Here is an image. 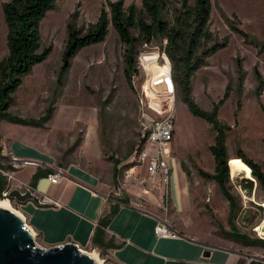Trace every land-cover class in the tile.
Returning <instances> with one entry per match:
<instances>
[{"label": "rangeland", "instance_id": "obj_1", "mask_svg": "<svg viewBox=\"0 0 264 264\" xmlns=\"http://www.w3.org/2000/svg\"><path fill=\"white\" fill-rule=\"evenodd\" d=\"M115 1L56 2L39 28L42 47H51V54L23 79L15 94V105L10 108V113L21 119L35 120L52 106L53 112L46 124L48 129L38 132L32 127L0 122V147L38 132L36 137L44 138L43 148L48 156L62 164L73 162L95 174L105 186L112 203L122 200L125 189L154 194L159 190L157 184L152 186L147 182V165L141 166L137 156L149 119L157 117L155 110L168 108L167 101H153L152 94H157L148 93L145 86L151 79L157 80V70L151 68L152 65H157L159 70L160 66L169 64L166 57L161 56L165 42L156 39L153 45L136 49V74L129 83L125 75V47L109 27L103 43L84 48L74 57L61 86L58 74L67 42V26L72 25L85 33L88 25L97 20L100 9L107 7V2ZM123 1L125 8L141 6V0ZM5 2L7 0H0V61L7 55V32L1 9ZM181 2L171 0L172 10L179 9ZM211 5L210 30L218 41L229 36V43L196 72L192 91L195 103L203 111L210 112L222 101L218 119L230 128L226 139L229 192L239 208L230 222L229 205L216 183L198 175V170L214 174L215 164L209 147L214 144L215 133L211 125L189 114L175 91L171 103L174 122L171 152L173 157L184 161L188 172L196 208L193 221L198 235L211 242L245 248L242 252L246 255L264 257L263 248L245 247L235 241V238L264 240L263 194L253 179L242 174L233 178L230 172V161L237 159L232 157L238 151L262 165L264 171V52H259L257 47V44H264V0H211ZM236 18L239 21L236 27L253 44H245L244 37L229 30L226 19ZM238 63L243 71L241 78ZM255 72L261 75V82ZM157 81L158 86H155L156 82L153 85L156 91L161 86V79ZM142 92L147 94V98ZM140 98H144L143 101ZM64 114L72 118L71 124L63 123ZM0 166L12 168L7 162ZM114 168L119 171L116 181L112 178ZM4 171L10 174L12 169ZM6 179L8 181L7 176ZM3 200L0 196V201ZM131 200L141 209L147 206L139 196H132ZM9 203L12 211L20 215L17 205ZM158 210V216H166L168 220L170 212L165 214L161 207ZM259 228L261 234L257 232ZM224 234H228L227 237L222 236Z\"/></svg>", "mask_w": 264, "mask_h": 264}, {"label": "trees", "instance_id": "obj_2", "mask_svg": "<svg viewBox=\"0 0 264 264\" xmlns=\"http://www.w3.org/2000/svg\"><path fill=\"white\" fill-rule=\"evenodd\" d=\"M57 1L61 0H7L1 6L7 32L5 39L7 55L0 61V122L40 128L51 118L52 106L37 120L21 119L10 114L9 110L15 104V94L22 85L23 79L51 54V47H42L39 28L41 21L54 9ZM211 9V0H182L177 10H172L171 0H141L140 8L134 5L125 8L123 0L107 2V7L100 9L97 20L88 25L85 33L76 30L72 25L67 26V42L62 55L58 82L61 86L72 60L81 50L105 41L109 27H112L120 43L125 47L124 57L127 65L125 75L129 83L131 77L136 74L134 68L136 49L151 46L156 39L164 41L161 56L164 55L170 64V76L176 94L189 114L211 125L215 133L214 144L209 147L215 164L214 174L198 170V175L206 181L216 183L229 205L230 222L239 209L235 197L229 192L226 139L230 128L218 119L222 101L214 105L210 112L203 111L195 103L192 91V79L196 72L205 67L209 58L225 49L229 43V36L218 41L211 32ZM226 24L231 32L244 37L245 44H253L249 42L248 36L236 27L239 24L237 18L226 19ZM257 47L259 52H264V44H257ZM238 69L241 78L243 71L239 63ZM255 75L258 81L263 80L257 72ZM144 142L145 139H142L139 151L142 150ZM235 158L248 167L264 197L262 166L247 158L241 151L236 153ZM7 169L11 168L0 166V170ZM118 172L114 168L112 173L114 181ZM37 178L38 176L35 177ZM6 185L7 179L0 173V196ZM120 202L128 203L126 198ZM119 209V204L108 202V211L101 216L95 227L92 237L93 246L105 249L121 247L113 245L106 234L109 224ZM217 228L218 233L221 234L220 226L217 225ZM227 235L222 236L227 237ZM235 241L245 247L255 246L264 249V240L246 241L235 238Z\"/></svg>", "mask_w": 264, "mask_h": 264}, {"label": "crops", "instance_id": "obj_3", "mask_svg": "<svg viewBox=\"0 0 264 264\" xmlns=\"http://www.w3.org/2000/svg\"><path fill=\"white\" fill-rule=\"evenodd\" d=\"M62 119L64 124H71L69 115L64 114ZM47 122L43 127H32L33 131H46ZM38 132L2 145L0 164L7 162L12 167V179H8L5 188L21 191L30 189L40 200L48 198L56 203L49 206H37L32 202L15 203L27 227L36 235L39 247L50 249L72 243L81 251H91L90 255L98 256L99 264H248L246 254L242 252L245 248L211 242L198 235L193 221L196 208L188 172L184 161L172 155L168 221L176 231L185 235L174 240H159L154 236L153 217H159L158 208L164 193L162 188H158L155 194L125 189L122 200L126 198L128 206H120L106 230L111 243L121 247L105 249L93 246L95 227L108 211L109 197L105 186L87 169L73 162L58 163L57 159L48 156L43 148L44 138L36 137ZM30 133H33L32 130ZM11 157L30 164L13 165ZM55 168L64 169L66 175L59 183L52 184L46 175ZM132 196L143 199L146 208L141 209L130 202Z\"/></svg>", "mask_w": 264, "mask_h": 264}, {"label": "built area", "instance_id": "obj_4", "mask_svg": "<svg viewBox=\"0 0 264 264\" xmlns=\"http://www.w3.org/2000/svg\"><path fill=\"white\" fill-rule=\"evenodd\" d=\"M171 78V76H169ZM168 77V78H169ZM172 82V81H171ZM174 87L172 84V89L168 90V87L166 85V89L164 92L156 93L157 96H154L153 94V101H163L166 102L167 109L163 110H155V113L157 115L156 118H150L147 126L145 127V133L143 134V139H145L144 145L142 147V150L137 156V162L141 165L146 166V172H147V182L150 183L152 186H157L158 188H162L163 198L161 202V208L164 211L165 214L170 211V205H169V186L171 181V169H170V160H171V143L173 141V135H174V122H173V116L171 111V103L174 101ZM143 96L147 98V94L142 92ZM163 97H159V96ZM142 96V94H141ZM144 99V98H143ZM142 98H140L141 101H143ZM152 101V102H153ZM11 163L13 165L21 164L27 165L30 164V162L27 161H18L16 158H11ZM0 173L6 178L10 180L12 179V176L9 173H6L3 170H0ZM66 175V172L62 168H55L52 169V172H49L46 175L47 180L52 184L59 183ZM157 184V185H155ZM9 189L5 188L2 197L6 200H8V193ZM41 203L45 206L49 205H56L55 202L48 198H42ZM119 206L126 207L128 206V203H123L120 201H116ZM155 221L154 225V236L156 239H180L182 236L181 234L176 231L175 228L172 227V225L169 224L166 216L163 218L160 217H153ZM25 222V221H24ZM26 224V223H25ZM27 226V225H26ZM36 237V235L34 234ZM248 264H251L253 262L257 264H264V257L261 256H249L246 255ZM103 261H101L102 263Z\"/></svg>", "mask_w": 264, "mask_h": 264}, {"label": "water", "instance_id": "obj_5", "mask_svg": "<svg viewBox=\"0 0 264 264\" xmlns=\"http://www.w3.org/2000/svg\"><path fill=\"white\" fill-rule=\"evenodd\" d=\"M166 85L168 90L172 89L170 77L166 79ZM7 199L16 204L32 202L37 206H43L41 200L30 189L23 191L12 189ZM0 264L97 263L87 252L81 251L72 243L50 249L39 247L36 244V237L31 234L24 220L13 212L0 208Z\"/></svg>", "mask_w": 264, "mask_h": 264}, {"label": "bare ground", "instance_id": "obj_6", "mask_svg": "<svg viewBox=\"0 0 264 264\" xmlns=\"http://www.w3.org/2000/svg\"><path fill=\"white\" fill-rule=\"evenodd\" d=\"M143 65V64H142ZM153 67V69H156L157 70V75H158V77H157V80L158 79H161V86H160V88H158L159 90H157V91H159V92H157L156 91V89H155V87L153 86V85H155L154 84V82H156L157 83V85H155V86H158V81L154 78V80L152 81V79H151V81H149V83H147L145 86H146V88H147V92L148 93H150V94H152V92H156V93H160V92H164L165 91V89H166V79L170 76V64H164L162 67L160 66L159 67V70H158V66L156 65V66H154V65H152L151 66V68ZM145 89V88H144ZM153 95V94H152ZM230 172H231V175H232V177L234 178L235 176H237V175H240V174H242L245 178H249V179H252V176H251V172H250V170L248 169V167L244 164V163H242V162H240V161H238V160H235V159H233V160H231L230 161ZM10 204L11 203H9V201L8 200H3V201H0V208L1 209H5V210H8V211H11V212H13L14 214H16L19 218H21L22 220H24L23 219V217H21V215H19V214H17V213H15L14 211H12V209H11V206H10ZM30 230V229H29ZM30 232H31V234L34 236V233L30 230ZM257 232L258 233H260L261 234V230H260V228L257 230ZM35 237V236H34ZM97 264H99L98 263V259H97V257L96 256H94V255H90L89 253H87Z\"/></svg>", "mask_w": 264, "mask_h": 264}]
</instances>
